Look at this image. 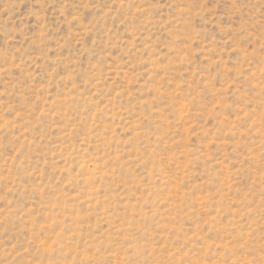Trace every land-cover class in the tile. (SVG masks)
Listing matches in <instances>:
<instances>
[{"label":"rangeland","instance_id":"374dc122","mask_svg":"<svg viewBox=\"0 0 264 264\" xmlns=\"http://www.w3.org/2000/svg\"><path fill=\"white\" fill-rule=\"evenodd\" d=\"M0 264H264V0H0Z\"/></svg>","mask_w":264,"mask_h":264}]
</instances>
